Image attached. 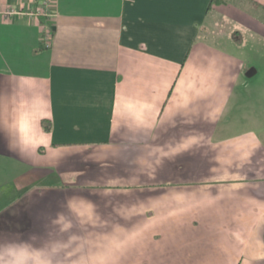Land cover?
Segmentation results:
<instances>
[{"label":"crops","instance_id":"crops-1","mask_svg":"<svg viewBox=\"0 0 264 264\" xmlns=\"http://www.w3.org/2000/svg\"><path fill=\"white\" fill-rule=\"evenodd\" d=\"M40 1L0 0V264H264V9Z\"/></svg>","mask_w":264,"mask_h":264},{"label":"rangeland","instance_id":"rangeland-1","mask_svg":"<svg viewBox=\"0 0 264 264\" xmlns=\"http://www.w3.org/2000/svg\"><path fill=\"white\" fill-rule=\"evenodd\" d=\"M240 53L246 61V71L242 81L244 84L245 82L249 83L245 92L241 95L245 105L240 106L237 111L238 119L234 124L236 123L240 128H247L252 123L253 125L256 124L257 129H261L264 126V40L247 39L245 35V41ZM251 68H255L258 72L248 77L247 72ZM256 115L259 116L258 120L260 121H253ZM239 127L238 129H240ZM261 133H264V131L261 130ZM191 243H194V241H191Z\"/></svg>","mask_w":264,"mask_h":264},{"label":"built area","instance_id":"built-area-1","mask_svg":"<svg viewBox=\"0 0 264 264\" xmlns=\"http://www.w3.org/2000/svg\"><path fill=\"white\" fill-rule=\"evenodd\" d=\"M52 1L53 0H41L40 1V7L37 11L38 14L44 15V16H51L53 12L52 8ZM1 13L5 14L6 16L14 14L15 10L11 8H7L4 10H0ZM51 44V32L46 31L45 33V45L49 47Z\"/></svg>","mask_w":264,"mask_h":264},{"label":"snow or ice","instance_id":"snow-or-ice-1","mask_svg":"<svg viewBox=\"0 0 264 264\" xmlns=\"http://www.w3.org/2000/svg\"><path fill=\"white\" fill-rule=\"evenodd\" d=\"M183 121V116L181 113H177L176 114V117H175V125L172 127V131H175L176 130V127L179 126ZM161 134H164V133H168L169 131V128L168 127H162L161 129L158 130ZM76 194H79V195H88L87 192H83V193H76ZM103 210V209H102Z\"/></svg>","mask_w":264,"mask_h":264},{"label":"trees","instance_id":"trees-1","mask_svg":"<svg viewBox=\"0 0 264 264\" xmlns=\"http://www.w3.org/2000/svg\"><path fill=\"white\" fill-rule=\"evenodd\" d=\"M228 1L229 0H212V4H221V3H226ZM249 1H251L254 4L255 7L264 9V6L260 2H258L256 0H249ZM50 125H51L50 123H45V128L47 130H50Z\"/></svg>","mask_w":264,"mask_h":264},{"label":"water","instance_id":"water-1","mask_svg":"<svg viewBox=\"0 0 264 264\" xmlns=\"http://www.w3.org/2000/svg\"><path fill=\"white\" fill-rule=\"evenodd\" d=\"M256 69L255 68H251L248 72H247V76L251 77L253 74L256 73Z\"/></svg>","mask_w":264,"mask_h":264}]
</instances>
